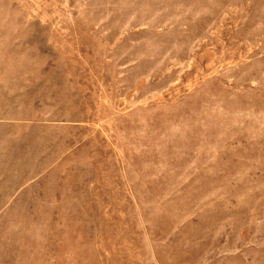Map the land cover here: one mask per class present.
<instances>
[{"label":"rangeland","instance_id":"374dc122","mask_svg":"<svg viewBox=\"0 0 264 264\" xmlns=\"http://www.w3.org/2000/svg\"><path fill=\"white\" fill-rule=\"evenodd\" d=\"M0 264H264V0H0Z\"/></svg>","mask_w":264,"mask_h":264}]
</instances>
